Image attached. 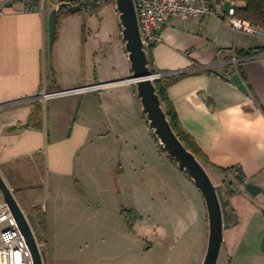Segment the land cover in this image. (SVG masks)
<instances>
[{"label": "crops", "instance_id": "obj_1", "mask_svg": "<svg viewBox=\"0 0 264 264\" xmlns=\"http://www.w3.org/2000/svg\"><path fill=\"white\" fill-rule=\"evenodd\" d=\"M60 1L69 0H40L39 10L30 12L21 0H0V105L24 100L0 108V170L38 160L45 175L71 180L76 186L88 166L86 157L80 155L90 153L96 187L80 184L53 197L52 215L47 212L46 217V241L48 245L50 240L73 236L108 244L115 221H126L121 205L115 203L116 173L123 179L126 170L132 172L145 185L158 179L161 192L166 177L157 168L176 167L152 138L135 87L123 81L131 74L130 63L123 70L126 75L117 78L105 62L100 67V58L107 59L105 48L92 42L99 36L105 41L109 32H103L96 21L102 8L99 0H81L80 10L58 13L55 39L57 35L60 40L69 38L71 45L65 58L59 50L56 66L78 75L76 83L84 80L87 84L56 88L55 70L49 67L48 16ZM160 34L161 41L148 50L153 67L166 77L177 76L166 88L167 97L182 129L207 162L198 159L230 198V225L223 231L217 264L228 260L230 264H264L260 250L264 234V50L256 49L264 46V36L250 43L249 35L213 16L170 18ZM248 49L253 52L247 57L236 53ZM91 72L95 82H91ZM49 93L52 96L44 97ZM27 122L30 125L24 127ZM96 162L104 165L101 173L94 172ZM236 165L247 179L245 184L233 175ZM188 180L202 199L197 216L199 238L195 242L188 233L195 211L187 223L182 218L189 212L185 210L173 224L178 234H155L154 238L140 234L138 264L201 263L208 237L207 211L200 191ZM107 182L113 184L112 189ZM248 183L256 185L254 194L246 189ZM54 203L62 205L60 220L54 218ZM162 210L168 211L167 207ZM128 245L117 256L103 247L98 260L125 261L130 255ZM124 264H130L128 258Z\"/></svg>", "mask_w": 264, "mask_h": 264}, {"label": "rangeland", "instance_id": "obj_2", "mask_svg": "<svg viewBox=\"0 0 264 264\" xmlns=\"http://www.w3.org/2000/svg\"><path fill=\"white\" fill-rule=\"evenodd\" d=\"M72 1L79 3L81 0ZM83 1L86 2V0ZM98 3H100L98 4V7L102 6V8L97 12L99 15L96 17V21L101 25L102 31L104 32V30H107L109 35L105 41H103V38L99 36L97 40H93L92 44H98V46L103 45L105 48L107 59L103 58L102 60V58H100V67L103 65L102 62H105L108 69H113V78H117L118 76L123 77L126 75L123 73L125 72L123 70L129 62L126 58V51L123 45L124 42L120 34L118 14L114 8V0H99ZM67 10L68 9L66 8L64 11ZM102 31H100V33ZM247 38L250 43H257L260 41L261 36L249 35ZM70 45L71 40L69 38L60 40L58 35L56 36L52 48V54L49 56V67L51 60L53 67L50 68L55 70L53 83L56 88L87 84L84 80H79L78 83H76L75 79L78 78V75L68 68L58 69L56 66L58 62L59 50V56L64 57L67 53H69L68 50H70ZM119 71L122 72L121 75H118ZM92 73L94 72H91L90 74V77L92 75L91 82H95L96 80L93 79L94 74ZM133 86L135 87L134 84ZM82 157H86L88 166H85L84 170L80 174V179L82 178L80 184L88 189H93L96 186H94L95 183L92 182L91 179L93 174L91 168H94L91 163L92 155L90 153L86 154L83 152L80 155V158ZM94 158L95 156L93 155V159ZM34 161L38 164L24 160L18 166L5 168L4 171L1 169L0 173L12 190L16 201L31 226L38 242L43 264H52V262L53 264H124V262L126 263L127 258L129 259L130 264H138L139 256L137 239L140 238V234L145 232L147 236L151 238H154L155 234L163 235L164 233L165 236L174 235L175 233L178 234L176 232L177 228L174 229L175 227H173V224L177 220L176 215L185 213V210H189V212L188 214L185 213L187 217L182 214V218L187 223L191 221V211H195V222L193 221L194 223L191 222L189 224L190 228L188 229V233L193 236L195 242L197 241L196 239L199 238L198 233L201 229V223L199 222L197 216L199 211H201L200 209H202V199L199 192H197L194 188L193 191L195 192L192 191V185H190V181L185 176L183 171L172 163V165L176 168H171L170 170V166L168 165L157 168L161 169V172L166 177H162L164 178L162 182L166 185H163V190L161 192H158V179L156 180V183L153 181L146 183V186L145 183L132 172L126 170V174L123 176V179L121 175L118 174L117 176L116 173V183L119 185V188L116 190L117 196L115 198V203L121 205V213L126 221H122L121 223L115 221L113 227L114 232H112V238L109 240L108 244L89 241V239H76L73 236H67L53 241L50 240L47 245L46 217L47 212H49V214L52 212L51 201H54L53 197H58V193H65L66 191L82 186L79 183H76L75 186L74 183L70 182L71 180H62L51 174L45 175L43 173V167L39 163L40 161ZM99 163L100 162H96L95 164V168L98 167L97 171H94L96 173H101L100 170L104 166ZM202 165L206 170H208V167L205 164ZM39 174H43V176L40 177ZM106 186L109 189H112L113 184L107 182ZM171 189L173 192L168 191ZM54 204L56 207H54L53 210L55 213L54 218L60 220L62 215V205L60 208V203ZM45 205H47V209L45 208ZM163 207H167L168 211L164 212V210H162ZM127 244H129L130 255L125 258V261L123 258H115V260L107 262L98 260L97 253H99L98 251L103 247L108 248L111 254L117 256V254L120 253L122 248ZM47 247L49 248V253L52 257L50 260L48 259ZM157 250L158 248L152 252L154 253ZM221 261L222 258L220 259V262ZM229 262L230 261L228 260L227 264H230Z\"/></svg>", "mask_w": 264, "mask_h": 264}, {"label": "water", "instance_id": "obj_3", "mask_svg": "<svg viewBox=\"0 0 264 264\" xmlns=\"http://www.w3.org/2000/svg\"><path fill=\"white\" fill-rule=\"evenodd\" d=\"M66 7L71 12L80 10L81 5L71 1L56 3L48 16V48L49 55L55 40L56 25L59 10ZM114 8L118 14L121 38L130 63L131 74L123 81L135 85L136 96L147 124L166 155L173 159L177 167L192 180L200 191L208 220V237L206 249L200 264H217L223 243V231L229 227L228 206L230 198L224 194L219 184H214L208 172L196 155L178 138L174 132L160 97L156 91L154 80L157 79L150 69L148 53L141 39L137 12L134 0H114ZM50 67L52 63L50 60ZM54 71V69H53ZM246 189L252 194L256 192V185L246 184ZM0 191L4 201L9 205L17 224L30 249L33 263L43 264L40 249L31 226L16 201L14 194L0 174ZM260 250L264 252V234L260 242Z\"/></svg>", "mask_w": 264, "mask_h": 264}, {"label": "built area", "instance_id": "obj_4", "mask_svg": "<svg viewBox=\"0 0 264 264\" xmlns=\"http://www.w3.org/2000/svg\"><path fill=\"white\" fill-rule=\"evenodd\" d=\"M21 1L26 11L35 12L39 10L40 0ZM238 3L235 0H134L143 46L148 51L153 45L161 41V30L170 18L190 20L194 17L213 16L231 26L235 31L248 35L264 36V30L251 25L249 21L236 15ZM162 76L164 73L155 75L156 78ZM49 96L52 94L44 95V97ZM23 101L4 103L0 105V108ZM232 172L241 183H246L247 179L241 173L239 166H234ZM0 264H34L27 242L9 205L4 201L1 191Z\"/></svg>", "mask_w": 264, "mask_h": 264}, {"label": "trees", "instance_id": "obj_5", "mask_svg": "<svg viewBox=\"0 0 264 264\" xmlns=\"http://www.w3.org/2000/svg\"><path fill=\"white\" fill-rule=\"evenodd\" d=\"M73 2L72 0H69ZM238 3V6L236 7V15L246 19L250 22L251 25L264 30V0H235ZM75 3V2H73ZM82 6V4H81ZM66 7H63L59 10V14L64 11ZM258 50H264V46L256 47ZM148 52V59H149V65L150 69L153 73H157L156 69L153 67V62L151 59V52ZM253 52L252 49L248 50H237L236 53L239 57H247L251 55ZM183 74H179L181 76ZM176 77H166L162 76L160 78H157L154 80V84L156 87V91L160 97V100L162 102L163 108L166 112L167 118L170 121V124L174 130V132L177 134L178 138L187 146L188 149H190L197 158H199L202 162H207L206 158L200 153L198 147L196 146L195 142L193 141L192 137L187 134L181 127L176 111L172 105V103L169 101L167 94H166V88L167 86L173 82ZM30 123L27 122L24 127L29 126ZM153 138L155 140V143L159 150L163 153H165L164 149L162 148L161 144L157 141L155 136L153 135ZM166 154V153H165ZM168 159L176 165V163L173 161L172 158L168 157ZM177 166V165H176Z\"/></svg>", "mask_w": 264, "mask_h": 264}, {"label": "bare ground", "instance_id": "obj_6", "mask_svg": "<svg viewBox=\"0 0 264 264\" xmlns=\"http://www.w3.org/2000/svg\"><path fill=\"white\" fill-rule=\"evenodd\" d=\"M40 2V1H39Z\"/></svg>", "mask_w": 264, "mask_h": 264}]
</instances>
